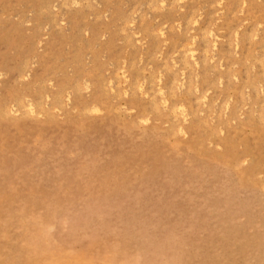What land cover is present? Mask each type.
Segmentation results:
<instances>
[{
  "label": "rangeland",
  "instance_id": "rangeland-1",
  "mask_svg": "<svg viewBox=\"0 0 264 264\" xmlns=\"http://www.w3.org/2000/svg\"><path fill=\"white\" fill-rule=\"evenodd\" d=\"M0 264H264V0H0Z\"/></svg>",
  "mask_w": 264,
  "mask_h": 264
},
{
  "label": "bare ground",
  "instance_id": "bare-ground-1",
  "mask_svg": "<svg viewBox=\"0 0 264 264\" xmlns=\"http://www.w3.org/2000/svg\"><path fill=\"white\" fill-rule=\"evenodd\" d=\"M29 111H32V108H30V110Z\"/></svg>",
  "mask_w": 264,
  "mask_h": 264
}]
</instances>
